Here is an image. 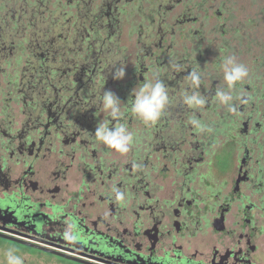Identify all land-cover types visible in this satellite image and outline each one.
<instances>
[{
  "label": "flooded vegetation",
  "instance_id": "obj_1",
  "mask_svg": "<svg viewBox=\"0 0 264 264\" xmlns=\"http://www.w3.org/2000/svg\"><path fill=\"white\" fill-rule=\"evenodd\" d=\"M248 4L0 0V247L24 264H264V34L238 16ZM226 55L249 72L234 112L214 95ZM197 65L194 110L178 97ZM156 76L172 103L145 125L129 99ZM100 88L129 100L127 154L90 137Z\"/></svg>",
  "mask_w": 264,
  "mask_h": 264
},
{
  "label": "clouds",
  "instance_id": "obj_2",
  "mask_svg": "<svg viewBox=\"0 0 264 264\" xmlns=\"http://www.w3.org/2000/svg\"><path fill=\"white\" fill-rule=\"evenodd\" d=\"M124 67L115 68L114 79L120 80L124 77ZM218 68L222 72L224 87L215 89V98L220 105L234 112L236 109L233 104L232 92L237 84L248 77V69L244 64L239 63L233 55L224 56ZM172 69L173 71H185L177 64H173ZM203 77V70L198 65L191 68L188 75L183 77L186 87L181 91L178 100L188 109H202L208 102V98L199 91ZM101 89L94 96L93 106L99 107L101 111L107 113L108 119L99 121L94 134L90 137H93L103 147L118 154H127L133 141V134L124 124L119 123L124 115L122 106L127 105L130 100V110L135 117L145 125H154L172 103L168 87L158 76L147 82L139 83L133 88L127 104L122 103L119 97L110 90L101 93ZM189 123L201 132L212 131L211 128H206L201 124L195 114ZM115 197L123 200L124 194L115 190ZM3 257L4 264H24L22 257L17 255L13 249H5Z\"/></svg>",
  "mask_w": 264,
  "mask_h": 264
},
{
  "label": "rangeland",
  "instance_id": "obj_3",
  "mask_svg": "<svg viewBox=\"0 0 264 264\" xmlns=\"http://www.w3.org/2000/svg\"><path fill=\"white\" fill-rule=\"evenodd\" d=\"M230 1H232V0H229V2ZM235 1H237V0H235ZM244 1L249 2V4L245 6L244 10H241L238 13V16H247V15H249L251 18L254 19V21L258 19L257 21L253 22V25L250 26V32H251V34H252V32H255V34H259V33L264 34V14H260V15L258 14L256 16V13H257L258 9H263V13H264V0H255L259 4H253L254 0H244ZM249 52L250 53L245 52L243 54V55H245L244 56L245 59L248 60V61L251 60L254 56H257V58H258L260 55H262L259 52V48L257 46H255L254 44H251ZM246 57H250V58L247 59ZM6 247L9 248V249L15 250V252L20 251L18 249L12 248L11 246H6ZM4 250L5 249L0 247V264H4V257H3ZM17 255H20V254H17ZM27 257H29V256H27ZM30 261H33V260H30ZM33 262H36L37 264H46L43 261H40V262L33 261Z\"/></svg>",
  "mask_w": 264,
  "mask_h": 264
}]
</instances>
